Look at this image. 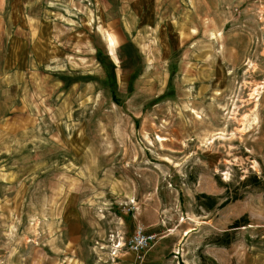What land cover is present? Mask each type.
<instances>
[{
    "label": "rangeland",
    "instance_id": "obj_1",
    "mask_svg": "<svg viewBox=\"0 0 264 264\" xmlns=\"http://www.w3.org/2000/svg\"><path fill=\"white\" fill-rule=\"evenodd\" d=\"M0 264H264V0H0Z\"/></svg>",
    "mask_w": 264,
    "mask_h": 264
},
{
    "label": "built area",
    "instance_id": "obj_2",
    "mask_svg": "<svg viewBox=\"0 0 264 264\" xmlns=\"http://www.w3.org/2000/svg\"><path fill=\"white\" fill-rule=\"evenodd\" d=\"M154 237L148 232L139 228L127 243H118L115 247L116 253L122 251L123 248H128L134 252H143L153 242Z\"/></svg>",
    "mask_w": 264,
    "mask_h": 264
},
{
    "label": "trees",
    "instance_id": "obj_3",
    "mask_svg": "<svg viewBox=\"0 0 264 264\" xmlns=\"http://www.w3.org/2000/svg\"><path fill=\"white\" fill-rule=\"evenodd\" d=\"M255 179H257V178H255ZM258 184H260V182L257 180V183H256V185H258ZM244 220H245V218L243 217V218H241L240 220H238L236 223H235V227H241L242 225L241 224H244Z\"/></svg>",
    "mask_w": 264,
    "mask_h": 264
}]
</instances>
